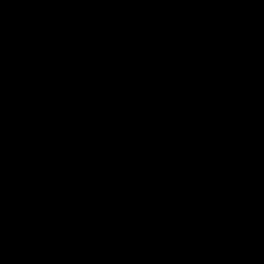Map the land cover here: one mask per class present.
<instances>
[{
    "label": "water",
    "instance_id": "1",
    "mask_svg": "<svg viewBox=\"0 0 264 264\" xmlns=\"http://www.w3.org/2000/svg\"><path fill=\"white\" fill-rule=\"evenodd\" d=\"M0 264H264V0H0Z\"/></svg>",
    "mask_w": 264,
    "mask_h": 264
}]
</instances>
